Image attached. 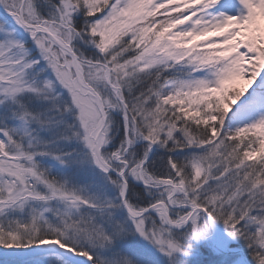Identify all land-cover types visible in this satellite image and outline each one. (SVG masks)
I'll list each match as a JSON object with an SVG mask.
<instances>
[{
  "label": "snow or ice",
  "instance_id": "snow-or-ice-1",
  "mask_svg": "<svg viewBox=\"0 0 264 264\" xmlns=\"http://www.w3.org/2000/svg\"><path fill=\"white\" fill-rule=\"evenodd\" d=\"M0 264H264V0H0Z\"/></svg>",
  "mask_w": 264,
  "mask_h": 264
},
{
  "label": "water",
  "instance_id": "water-1",
  "mask_svg": "<svg viewBox=\"0 0 264 264\" xmlns=\"http://www.w3.org/2000/svg\"><path fill=\"white\" fill-rule=\"evenodd\" d=\"M218 231H222L221 227L219 226Z\"/></svg>",
  "mask_w": 264,
  "mask_h": 264
},
{
  "label": "rangeland",
  "instance_id": "rangeland-1",
  "mask_svg": "<svg viewBox=\"0 0 264 264\" xmlns=\"http://www.w3.org/2000/svg\"><path fill=\"white\" fill-rule=\"evenodd\" d=\"M220 227H221V229L223 230V226L221 225Z\"/></svg>",
  "mask_w": 264,
  "mask_h": 264
}]
</instances>
